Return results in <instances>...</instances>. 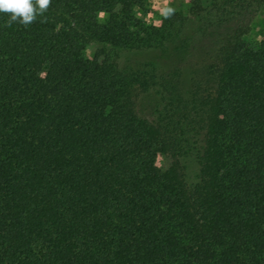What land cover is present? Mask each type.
<instances>
[{"label": "trees", "instance_id": "trees-1", "mask_svg": "<svg viewBox=\"0 0 264 264\" xmlns=\"http://www.w3.org/2000/svg\"><path fill=\"white\" fill-rule=\"evenodd\" d=\"M146 3L0 12V264H264V0Z\"/></svg>", "mask_w": 264, "mask_h": 264}, {"label": "rangeland", "instance_id": "rangeland-1", "mask_svg": "<svg viewBox=\"0 0 264 264\" xmlns=\"http://www.w3.org/2000/svg\"><path fill=\"white\" fill-rule=\"evenodd\" d=\"M189 9V0H147L146 6L143 9H136V17L146 21L148 24L153 26H159L161 18L167 12L181 11L187 12ZM107 18L106 14H100L98 19L100 22L105 21ZM264 28V9L256 17L252 30L246 37L245 42L249 50L255 49L259 46L260 42L264 39L263 36ZM86 56L92 58V52L90 49L86 50ZM124 54H122V58ZM157 166L163 170L166 167V160L162 156H158L156 160ZM188 173L189 175L195 174V166L193 163L188 162Z\"/></svg>", "mask_w": 264, "mask_h": 264}, {"label": "clouds", "instance_id": "clouds-1", "mask_svg": "<svg viewBox=\"0 0 264 264\" xmlns=\"http://www.w3.org/2000/svg\"><path fill=\"white\" fill-rule=\"evenodd\" d=\"M50 0H0V12L10 16L8 23L29 24L42 15L48 8Z\"/></svg>", "mask_w": 264, "mask_h": 264}]
</instances>
